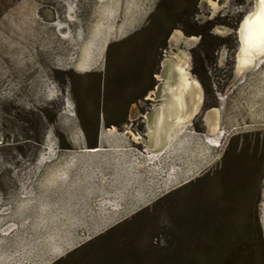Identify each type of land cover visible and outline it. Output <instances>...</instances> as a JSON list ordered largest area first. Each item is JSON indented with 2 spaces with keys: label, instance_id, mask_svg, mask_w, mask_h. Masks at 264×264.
<instances>
[{
  "label": "rangeland",
  "instance_id": "374dc122",
  "mask_svg": "<svg viewBox=\"0 0 264 264\" xmlns=\"http://www.w3.org/2000/svg\"><path fill=\"white\" fill-rule=\"evenodd\" d=\"M254 4L0 0V264H264V58L236 72L238 29ZM179 53L197 85L186 112L196 111L174 153L168 145L146 159L128 147L129 178L108 169L82 189L44 183L51 162L39 156L116 132L133 107L156 115L165 96L150 94ZM130 128L144 132L140 120ZM132 193L155 199L95 235L142 206Z\"/></svg>",
  "mask_w": 264,
  "mask_h": 264
},
{
  "label": "crops",
  "instance_id": "0c3cea01",
  "mask_svg": "<svg viewBox=\"0 0 264 264\" xmlns=\"http://www.w3.org/2000/svg\"><path fill=\"white\" fill-rule=\"evenodd\" d=\"M148 97L150 98V96ZM155 111L156 110L153 106L146 109L142 113H138V109L136 110V107H133L129 113L130 121L124 123L120 127H115L117 129L116 132H109L107 130L108 128H101L95 145H88V141L83 138L78 141L71 139L68 142V147L73 148V150L66 148L67 150L65 151L67 153L57 155L52 154L47 160H43L42 157L39 156L36 162L38 161L41 165L51 162L50 168L47 169L46 173H43L44 183L49 185L51 189L58 191H64L67 188L82 189L87 186L88 183L92 182V173L94 174L95 171H106L108 169H114L120 174L121 178H129L132 176L131 173H133V169L128 147H140L146 151L159 153L166 151L169 145V152L174 153L177 145L181 143V138H177L173 143H171V141L176 137L174 136V138L166 146H164L162 138H159L153 145H151V142L149 141L147 128L155 117ZM134 120H140L144 125V132L141 133V135L131 131L130 125ZM112 133H116L114 134V138H110L109 134ZM135 136L136 138H134ZM98 147L100 150L97 152L91 153L85 151L86 148L94 149ZM110 147H114L116 152L112 154ZM123 180L125 179H122V184L120 185L122 188H126L128 183ZM131 196L133 201L136 203H142V206L136 210H133L134 208L132 206L130 209L132 214L123 218L121 216L115 221V216H110L109 220H104L100 223L98 230L94 231L95 235L97 232H103L108 226L112 227L122 220L132 216L151 202L146 199L147 196H141L139 198L135 193H132Z\"/></svg>",
  "mask_w": 264,
  "mask_h": 264
},
{
  "label": "bare ground",
  "instance_id": "6f19581e",
  "mask_svg": "<svg viewBox=\"0 0 264 264\" xmlns=\"http://www.w3.org/2000/svg\"><path fill=\"white\" fill-rule=\"evenodd\" d=\"M257 1L258 0H255V7L248 12L244 18L254 13L257 7ZM238 37L240 48L237 53L236 72L239 74L247 68L255 67L256 63L264 58V34L253 41L247 40V43H241L240 31L238 29ZM176 55L179 60L178 62L168 59L166 65H164L166 71L161 86L160 97L165 96V99H163L164 103L159 109V112L156 113L148 126L147 134L151 145L155 144L159 138H162L164 146H166L180 131V128L188 124V120L193 116L192 114H194V111H196V106L194 105L192 109L190 108L191 110L189 112H186V96L193 88H196L197 85L194 79L188 77L186 70L188 66L187 61L180 53ZM161 77L162 75H159V78ZM199 98L200 96L198 97L200 101ZM216 111L218 116V110ZM217 121L218 118L216 117L213 129H210V133H214L219 129V123Z\"/></svg>",
  "mask_w": 264,
  "mask_h": 264
},
{
  "label": "flooded vegetation",
  "instance_id": "af4514ba",
  "mask_svg": "<svg viewBox=\"0 0 264 264\" xmlns=\"http://www.w3.org/2000/svg\"><path fill=\"white\" fill-rule=\"evenodd\" d=\"M255 5L253 6V8ZM252 8V9H253ZM260 11L259 0L257 1V7L252 13V15H247L244 20L241 22L239 31H240V41L241 43H247V40H255L258 39L261 35L264 34V17H257V14ZM240 43V45H241ZM240 48V46H239ZM239 50V49H238ZM158 82L156 83V85ZM156 85L152 90L156 88Z\"/></svg>",
  "mask_w": 264,
  "mask_h": 264
},
{
  "label": "trees",
  "instance_id": "16d2710c",
  "mask_svg": "<svg viewBox=\"0 0 264 264\" xmlns=\"http://www.w3.org/2000/svg\"><path fill=\"white\" fill-rule=\"evenodd\" d=\"M49 121H52V120H49ZM119 122H121V120L120 121H118L117 123H119ZM84 133H87L86 131L84 132ZM88 141V140H87ZM87 144L88 145H95L96 144V140H94L93 142H87ZM64 148H68V147H64ZM100 150V148L98 147V148H96L95 150H93V151H87V152H97V151H99ZM189 180H191V179H188V180H184L183 182H181L180 184H182V183H187ZM178 186V185H177ZM147 200H149V201H152L153 199H155V198H153V197H149L148 198V196H147V198H146ZM137 204H140V203H137ZM130 209H131V207H127L126 208V210H123V211H119V215L114 219V221L115 220H117L119 217H121L122 216V218L125 216V215H128V214H132V212L130 211ZM257 230H258V239H259V245H260V251H261V254L263 255V257H264V243H263V240H262V237H261V232H260V228H259V225H257ZM78 243V242H77ZM76 243V244H77ZM72 248V247H71ZM66 250H69V249H66ZM223 263V259H220L219 261H218V264H222Z\"/></svg>",
  "mask_w": 264,
  "mask_h": 264
},
{
  "label": "water",
  "instance_id": "95a60500",
  "mask_svg": "<svg viewBox=\"0 0 264 264\" xmlns=\"http://www.w3.org/2000/svg\"><path fill=\"white\" fill-rule=\"evenodd\" d=\"M166 63H167V59L166 60H164L163 61V66L164 65H166ZM162 66V69H161V72H160V75H162V79L164 78V76H165V67H163ZM162 84H163V81L162 82H158V84L156 85V88L154 89V90H152L153 91V93H151V95H152V97H154L155 99L156 98H160V94H161V92L159 91V89H161V86H162ZM147 100H150V98L149 97H147L146 98Z\"/></svg>",
  "mask_w": 264,
  "mask_h": 264
},
{
  "label": "snow or ice",
  "instance_id": "6c2138e0",
  "mask_svg": "<svg viewBox=\"0 0 264 264\" xmlns=\"http://www.w3.org/2000/svg\"><path fill=\"white\" fill-rule=\"evenodd\" d=\"M259 5H260V11L257 14V17H264V0H259Z\"/></svg>",
  "mask_w": 264,
  "mask_h": 264
},
{
  "label": "built area",
  "instance_id": "2783aa9c",
  "mask_svg": "<svg viewBox=\"0 0 264 264\" xmlns=\"http://www.w3.org/2000/svg\"><path fill=\"white\" fill-rule=\"evenodd\" d=\"M130 148H132L131 150H134V151H135V149H136V148H134V147H130ZM136 150H137V149H136ZM140 153H141V155H142V153H145V154H146V155H145L146 159H149V156H148V154L146 153V150H145V149L142 148V149L140 150Z\"/></svg>",
  "mask_w": 264,
  "mask_h": 264
}]
</instances>
